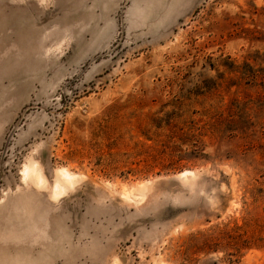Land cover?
Wrapping results in <instances>:
<instances>
[{
  "label": "rangeland",
  "instance_id": "obj_1",
  "mask_svg": "<svg viewBox=\"0 0 264 264\" xmlns=\"http://www.w3.org/2000/svg\"><path fill=\"white\" fill-rule=\"evenodd\" d=\"M0 264H264V0H0Z\"/></svg>",
  "mask_w": 264,
  "mask_h": 264
},
{
  "label": "bare ground",
  "instance_id": "obj_2",
  "mask_svg": "<svg viewBox=\"0 0 264 264\" xmlns=\"http://www.w3.org/2000/svg\"><path fill=\"white\" fill-rule=\"evenodd\" d=\"M29 168H31V167H29ZM28 168V169H29ZM26 170V169H25ZM29 170H31V171H29ZM29 170H27V172H28V175H29V172H33L34 174H36L37 175V173L34 171V168L32 167L31 169H29ZM24 172H26V171H24ZM65 172V171H64ZM66 173V172H65ZM64 173V175L63 176H65V179L67 178L68 179V181H71V177H70V175H68V173H66L65 174ZM183 175H185V173L184 174H182V176ZM185 177V176H184ZM26 178V177H25ZM66 182H67V180H66ZM64 191V187H62V185L59 183V182H57L56 184H55V188H53V193H54V195L56 196L57 194H60V193H62Z\"/></svg>",
  "mask_w": 264,
  "mask_h": 264
}]
</instances>
